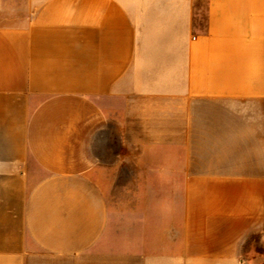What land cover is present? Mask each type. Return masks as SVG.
I'll return each mask as SVG.
<instances>
[{
  "label": "crops",
  "instance_id": "crops-1",
  "mask_svg": "<svg viewBox=\"0 0 264 264\" xmlns=\"http://www.w3.org/2000/svg\"><path fill=\"white\" fill-rule=\"evenodd\" d=\"M0 264H264V0H0Z\"/></svg>",
  "mask_w": 264,
  "mask_h": 264
},
{
  "label": "rangeland",
  "instance_id": "rangeland-1",
  "mask_svg": "<svg viewBox=\"0 0 264 264\" xmlns=\"http://www.w3.org/2000/svg\"><path fill=\"white\" fill-rule=\"evenodd\" d=\"M123 153H125V151H123ZM122 169H123V172H124V173H126L127 171H129V169H130V165H129V163L124 162V163H123V167H122ZM122 178L126 179V176H123Z\"/></svg>",
  "mask_w": 264,
  "mask_h": 264
}]
</instances>
